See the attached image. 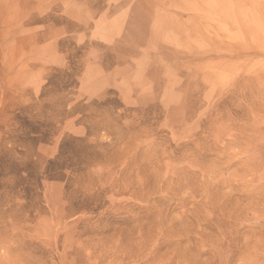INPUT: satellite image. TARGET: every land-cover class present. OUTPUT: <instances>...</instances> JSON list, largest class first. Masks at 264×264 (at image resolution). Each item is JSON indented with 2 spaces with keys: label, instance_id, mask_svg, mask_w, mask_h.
Instances as JSON below:
<instances>
[{
  "label": "rangeland",
  "instance_id": "rangeland-1",
  "mask_svg": "<svg viewBox=\"0 0 264 264\" xmlns=\"http://www.w3.org/2000/svg\"><path fill=\"white\" fill-rule=\"evenodd\" d=\"M0 264H264V0H0Z\"/></svg>",
  "mask_w": 264,
  "mask_h": 264
}]
</instances>
